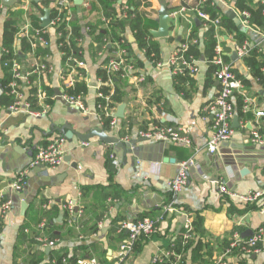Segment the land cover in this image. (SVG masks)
<instances>
[{
	"label": "crops",
	"instance_id": "obj_1",
	"mask_svg": "<svg viewBox=\"0 0 264 264\" xmlns=\"http://www.w3.org/2000/svg\"><path fill=\"white\" fill-rule=\"evenodd\" d=\"M80 1L82 4H77L75 0L73 2L70 25L79 23L85 28L88 23L99 20L105 26L109 25L110 18L108 24L103 21V7L92 8L95 0ZM207 1H211V6L228 12L229 15L236 13L224 0H118V11L128 7V10L137 8L144 12L150 31L158 30L159 11L162 4H165L172 16L173 27L168 38L156 39L160 45L159 61L147 58L145 51L137 46L134 35L127 33L132 59L139 62V70H128L123 87L126 94L123 118L117 117L118 109L123 103L112 107L114 118L117 119L116 128L110 123L105 125L99 110V83L102 79L98 78V71L103 67L109 53L105 51L93 55L94 43L87 28L80 47L83 49L87 71L88 89L83 93L88 112L82 113L60 97L64 86L65 61L54 36L48 59L52 72L33 78V82L42 85L46 91V103L50 105V110L41 117L23 113L10 114L11 104L3 102L9 81L4 84L2 36L5 22L12 19V14L19 9L16 8L19 0L12 7L2 3L0 193H5L13 201V208L4 220L0 264H15L16 261L18 264H27V260L37 251V264H49L50 261V264H77L81 259L93 258L100 264H116L120 245L127 238V233L119 231V223L146 217L157 220L154 233L142 236L136 251L120 264H174L176 257L173 254L179 253L176 246L179 241H183L188 221L193 223L194 238L190 241L182 264H216L229 246L234 232L240 231L244 234L247 231L254 233L260 228L264 229V212L261 211L264 199L255 204L257 208L250 210L251 205L232 196L264 191V145H258L253 140L255 132L264 137V117H258L259 112H264V85L247 66L246 56L238 53L239 46L233 36L223 37L218 32V43L225 57L229 58L228 62L235 74L243 81L244 90L233 97L236 108L234 117H238L239 125L234 128L232 138L223 142L216 153L211 154L208 151V143L214 134V116L209 107L218 95L219 82L216 79L215 66L205 56L209 26L197 12L204 9ZM40 7L42 8L30 5L27 11L42 20L45 14L42 15ZM27 19L28 14L23 17L24 23ZM240 27L246 30L248 36L243 45L248 43L255 46L258 53L264 56V32L245 25L244 20ZM194 35L198 41L192 39ZM189 42L199 45L201 58H196L197 73L181 76L189 79V82L180 85L179 77L175 75L169 62ZM17 45L19 47V43ZM115 45L116 50L112 56L120 60L116 53L122 50L126 53V43L123 40ZM235 52L238 54L236 57ZM23 63L30 69L36 61ZM136 72L139 74H135ZM262 73L264 74V69ZM141 77L144 81L140 80ZM110 85L113 90L112 82ZM183 90H186L187 95H184ZM250 101V110H242L241 118L238 110L240 104L245 106ZM41 108V102H37L36 109ZM157 124L182 127L189 131L192 139L190 146L169 144L170 147L162 152L163 158L174 159V163L153 161L150 152H145L142 159H136L132 154L125 156L121 149L98 138L85 144L67 140L64 162L60 166L31 169L27 179L29 186L26 184L22 191L11 186L18 180L21 172L30 170L31 166H25L31 159L33 161L40 147L63 136L61 129L65 125H70L83 134L92 129H100L128 142L141 139L140 132ZM237 156L255 158L257 162L249 163L248 166L240 165L235 162ZM188 159H193L197 166L190 170L188 185L181 192L175 193L168 186V182L177 176L180 163ZM216 164L220 165L219 179L216 176ZM22 167L25 169L21 171ZM243 169H248L244 175ZM47 173L48 176L44 177ZM47 180L52 184L39 187ZM222 184H225L228 193L221 191ZM22 196L29 201L25 216H22L21 210ZM69 202L76 204L75 213L66 210L65 206ZM77 208L79 211H76ZM196 221L201 223L199 228L194 224ZM25 223H30L46 235L53 232L61 238L56 239L54 247H46L41 243L38 246H29L24 243L16 256L19 233ZM78 224L80 231L76 228ZM261 247L262 251L257 255L234 254L227 260L229 264H264V241ZM47 249L51 251L48 252ZM23 250L25 252L22 254ZM168 253L172 255L168 256ZM52 255L63 256V262H57L56 258L52 260ZM156 258L164 261L156 263Z\"/></svg>",
	"mask_w": 264,
	"mask_h": 264
},
{
	"label": "built area",
	"instance_id": "obj_2",
	"mask_svg": "<svg viewBox=\"0 0 264 264\" xmlns=\"http://www.w3.org/2000/svg\"><path fill=\"white\" fill-rule=\"evenodd\" d=\"M32 0H22L19 9L25 10V16H27V9L32 5ZM57 11V15L52 20L50 27L47 29H52L55 34V38L61 39L63 37L62 33L56 34L55 31L63 23L66 24V30L69 32L64 40H61L58 43V48L62 56L66 55L65 48L70 46L72 43V25L69 23V19L72 16L73 12V2L71 0H56L52 6V13ZM128 7L121 15L122 19H127ZM126 11V13H125ZM198 16L206 23L207 26L215 25L218 29L220 25L221 18L217 17L216 19H212L208 13H205L201 10H198ZM240 19V15H237ZM246 17H249L248 13H245ZM243 20V19H242ZM241 20V21H242ZM103 21L108 24L109 18L103 17ZM245 25H249L247 20L244 21ZM32 30L31 21L27 19V22L23 26L20 36L30 35ZM89 31V29L87 28ZM43 34H46V29L44 32L36 31L35 37L37 40L42 43L43 46L47 47L50 42L43 38ZM221 38V37H220ZM75 44L77 46L81 45L82 39L77 38ZM196 43V42H194ZM188 49V45L184 44L174 56L173 59L169 62L170 66L174 69V73L176 76H183L187 74H195L198 71V60L193 57H186L185 52ZM255 46H251L250 44H245L238 48V53L241 56L249 55L253 50H255ZM125 51L122 50L117 52V57H120V60L113 59L110 61L108 65L109 74L113 76L116 72H118L121 67H126L130 72L135 71L132 65L126 64L123 59ZM44 59V58H43ZM49 56L45 58V61H40L42 58H38L35 64L31 65V68H27L23 62H19L17 59H14L10 63V67L12 70V76L6 85L7 95L11 97L12 103L9 107L10 114H28L33 117H41L42 115H46L50 110V105L46 103V91L43 89L42 85L39 83H34L33 78L35 76L39 77L42 74H47L52 72V67L48 62ZM47 61V62H46ZM73 63V64H72ZM212 63L217 67L216 69V79L219 82V92L214 100V102L210 105L209 110L214 116V134L208 143V151L211 154L217 152L219 146L226 141H229L233 134V118L235 115V105L233 103V97L236 93H242L244 90L243 81L238 78L235 74L232 65L226 61L224 51L218 43L216 49V56L212 60ZM79 69H86V63L80 60L76 53L73 52L67 60L65 61V74L63 76V89L61 93V99L67 102L74 108H77L82 113H87L88 108L84 101V93L83 92H75L78 81L81 79L86 80V76H84ZM141 81H144V78H140ZM104 82L100 80L99 89L103 85ZM110 95H104L99 91V97L105 100V105L100 106L102 110V121L104 118L110 119V124L113 128L117 126V119L114 118L113 108L110 106ZM37 102H41V109H36ZM251 101L245 103L243 107L245 112L250 110ZM258 117H264V112H259ZM139 136L141 138H146L150 141L161 142L166 144H181L190 146L192 144V139L189 136V131L177 126L171 125H154L146 131L140 132ZM254 142L258 145H264V137L258 132L254 133ZM67 139L64 136H59L50 141L47 145L42 146L38 149V153L36 157L33 159L32 164L30 165V170L21 172L18 180H16L11 186L17 191H22L27 184L28 175L31 172V169L46 166L56 168L60 166L64 162L65 156V144ZM196 163L193 159H188L183 161L179 165V171L177 176L168 182V186L175 192H181L189 182V173L190 170L196 167ZM221 191L224 193H228V189L225 184L221 185ZM238 197L243 203L247 205H255L264 199V191H253L246 195H232ZM66 210L75 213L76 204L74 202H69L66 206ZM13 208V201L5 194L0 193V247L2 244L3 238V227L4 220L9 212H11ZM261 211L264 212V204L262 205ZM157 220L153 218H142L138 220L132 221H122L119 223V231L121 233H127V238L121 243L119 254H118V262L116 264H120L122 260H125L129 256H131L137 248L138 242L142 236L152 235L156 229ZM77 230L80 231L81 228L79 224L77 225ZM40 232V231H39ZM41 235L38 237L37 241L46 247H54V241H51L48 236L44 232H40ZM194 228L193 223L188 221L185 225V233L183 236V245L184 247L190 243V241L194 238ZM264 241V229L260 228L256 232L253 233L250 237H243L242 232L236 231L233 233L232 238L230 240L229 246L224 250V252L220 255L216 264H229L228 258L233 256L234 254H239L243 256L249 255H257L262 251L261 244ZM172 253H168V256H171ZM176 257V261L174 264H182L183 263V255L180 253L173 254ZM164 259L156 258V263L163 262ZM77 264H100L97 259H81L77 261ZM244 264V263H240Z\"/></svg>",
	"mask_w": 264,
	"mask_h": 264
},
{
	"label": "trees",
	"instance_id": "obj_3",
	"mask_svg": "<svg viewBox=\"0 0 264 264\" xmlns=\"http://www.w3.org/2000/svg\"><path fill=\"white\" fill-rule=\"evenodd\" d=\"M74 2V0H71ZM228 4H230L235 12L240 15V17L245 21L247 20L249 22V26L257 28L264 32V1L263 0H224ZM22 0H19L18 5L16 8H19L21 5ZM33 6H42L41 13L42 15L45 14V10L47 8H50L54 2L52 0H40L39 3H37L35 0H32ZM3 0H0V6L2 5ZM118 0H95L92 3L93 9H98L100 7H103L102 16L110 18L109 25H104L102 20H99L96 23H88L85 28L82 27L81 24L77 23L75 25H72V43L70 46H67L64 50L66 52V55L63 57L64 61L67 60V58L72 55L73 52L76 53V56L84 61V54L83 49L80 46H77L75 44V41L77 38L82 39L84 36V30L86 28L89 29V34L92 36L94 45L92 46V53L93 55H98L100 52L108 51L109 56L104 62L103 67L98 71V78L102 79L104 82L99 91L103 93L104 95H110L112 94L110 98V106L115 107L117 105H120L123 103L124 98L126 97V94L124 92V85H125V79L127 77L128 70L126 67H121V69L116 72L113 76L109 74L108 65L111 60L114 59L112 56V53L116 50L115 43H120L123 40L126 43V53L123 55V59L125 60L126 64L132 65L135 70H139V62L132 59V49H131V43L129 42V39L127 37V33L131 32L135 39L137 46L142 50L145 51L147 58L151 60L159 61L160 59V45L158 41L153 37V35L150 32V28L148 27L145 19L147 15L144 12H140L137 8H134L133 10H128L129 19H122L121 15L124 12L123 10L118 11L117 10ZM203 12L208 13L212 19H216L217 17L221 18L219 28L221 31H218V29L215 27V25H210L209 30L207 32L206 38V59L208 62L212 65V60L216 56V49L218 46V40L216 37L217 32L221 36H233L234 40L236 41V44L241 47L247 41L248 36L245 29L241 28L240 25H237L235 21L231 18V16L228 14V12H224L222 10L217 9L215 6H211V1H207L204 9H202ZM24 10L22 9H16L15 13L12 14V19L8 20L4 24V31L2 36V50H1V60H2V66L5 71V80L4 84L8 82L12 76V70L10 67V63L17 59L19 62H35L45 61V58L49 55H51V44L52 39L55 36L54 31L52 29H46V34H43V38L48 40L50 44L45 47L40 43L37 38L34 36L36 31L44 32V28H42L41 19L39 17H36L33 15L32 12H27L28 17L31 21V34L30 35H23L20 36L21 30L23 26L25 25L23 21L24 17ZM245 13L249 14V17L245 16ZM57 15V11L53 10L52 13V20ZM56 34L62 33L63 37L61 39H57V44L65 39V36L69 33L66 30V24L63 23L61 27L56 29ZM196 36L194 35L192 39H196ZM197 40V39H196ZM198 41V40H197ZM19 43V47L18 44ZM188 49L185 52L186 57H193V58H201V52L199 49L198 44H193L192 42H189ZM20 48V49H19ZM225 50V49H224ZM230 51L229 49H227ZM44 58V59H43ZM226 61H229V58L225 57ZM47 62V61H46ZM245 62L247 66L251 69L252 73L256 77L260 79V82L264 85V74L262 73V70L264 69V56L258 53V51L255 49L253 50L249 55L245 57ZM73 64V63H72ZM215 66V65H214ZM213 66V67H214ZM217 69V67L215 66ZM81 73L86 76L87 71L86 69H79ZM235 72V71H234ZM135 74H139L136 72ZM189 75V74H187ZM188 78V77H187ZM179 82L180 85L189 82V79H186L185 77L179 76ZM110 82L113 84V90L111 89ZM87 82L86 80H79L76 86L75 92H87ZM51 92V90H49ZM184 95L186 93V90L184 91ZM52 93V92H51ZM99 106L105 105V100L103 98L99 97ZM3 102L7 104L12 103V99L10 101V97L8 95L3 96ZM244 104H240L239 106V116L242 118V110H243ZM100 112L102 110L99 108ZM104 123L106 126L109 125L110 119L104 118ZM112 168V166H110ZM257 208L255 205H251L249 207L250 210ZM197 228L201 225L199 221H196L194 223ZM94 230V229H93ZM41 235V233L34 227L31 226L30 223H25L19 233L18 242H17V248H16V256L18 253H20L19 248L24 244L27 243L29 246L34 245L38 246L40 245L37 241L38 237ZM80 235V234H79ZM48 238L51 241L56 242V239H60L61 236L58 234H53V232L47 234ZM189 245H186L184 247L183 241H179L177 244V252L183 255V259L187 251L189 250ZM138 248V246H137ZM25 251L21 252L22 254ZM38 251L33 253L29 260H27V264H37L36 262ZM57 259V262L60 263L63 262L64 257L58 256V255H52V260ZM51 263V261H50ZM49 263V264H50ZM15 264H18L17 261ZM65 264V263H64ZM107 264V262H106Z\"/></svg>",
	"mask_w": 264,
	"mask_h": 264
},
{
	"label": "water",
	"instance_id": "obj_4",
	"mask_svg": "<svg viewBox=\"0 0 264 264\" xmlns=\"http://www.w3.org/2000/svg\"><path fill=\"white\" fill-rule=\"evenodd\" d=\"M54 1L55 0H52V2H54ZM75 1L77 4H82L81 3L82 1H80V0H75ZM16 2H17V0H4L3 1V3L8 7L14 6ZM51 13H52V8L46 9L45 15L41 20L42 28L47 29L48 27H50ZM230 16L235 21V23L237 25H240L241 20L239 19V17L237 16L236 13L233 12L230 14ZM157 23L159 25L158 30L150 31L151 34L153 35V37L155 39L168 38L170 36L173 25H172V16L169 13V11L167 10L165 4H162V6H161ZM237 55L238 54L235 52L234 56L236 57ZM125 106H126V104L123 103L119 107L117 117L123 118ZM238 125H239L238 117L235 116L233 128L237 127ZM61 131H62V135L65 136L66 139L71 143L81 142V143L85 144L91 139L98 138L100 141H102L108 145H113L114 147L121 149L123 151V154H125V156L127 154H132L134 156V158L142 159L145 152H150V153H152L151 158L153 161H164V162L174 163V159H168V158L162 157V152L165 149H168L170 147L169 144H166V143L158 142L157 144H151L150 140H148L146 138H141V139H138L136 141L132 140V141H128V142H123L120 140V138L109 135L106 131H101L100 129H92L88 133L83 134V133H80V132L74 130L73 127H71L70 125H65L64 128L61 129ZM235 159H236L235 160L236 163H238L240 165L246 164V166H248L249 163L257 162L255 158H251V157L237 156ZM32 162L33 161L31 159L29 161V163L27 164V166H25V167L30 166L32 164ZM25 167H22L21 171L24 170ZM39 167H40V169H45L46 166L42 165ZM215 167H216V176L218 178V171H220V165L216 164ZM247 172H248V169H243L242 175H244ZM44 175H45L44 177H47L48 173L44 174ZM51 184L52 183L49 180H47V181L42 182L41 185H39V187L40 186H49ZM27 186H29V183L27 184ZM22 199H23V201L21 203L22 216H25V212L29 206V201H27L24 196H22ZM76 211H79V208H77ZM252 235H253V233L251 231H247L243 234V237L247 238V237H250ZM47 251L50 252L51 249H47Z\"/></svg>",
	"mask_w": 264,
	"mask_h": 264
}]
</instances>
